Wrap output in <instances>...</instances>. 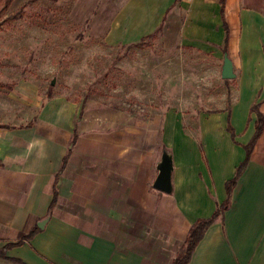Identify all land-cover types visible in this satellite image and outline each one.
I'll use <instances>...</instances> for the list:
<instances>
[{"label": "crops", "instance_id": "crops-1", "mask_svg": "<svg viewBox=\"0 0 264 264\" xmlns=\"http://www.w3.org/2000/svg\"><path fill=\"white\" fill-rule=\"evenodd\" d=\"M219 1L84 0L81 10L84 18L92 12L91 28L107 41L134 44L163 28L176 9L178 18L184 14L182 47L200 49L199 43L223 39L239 64L236 71L254 74L243 88L264 91V0H225L223 16ZM259 97L255 104L264 119V93ZM227 114L223 128L209 125L203 146L180 139L168 193L153 188L162 155L153 121L122 116L115 131L87 134L73 144L67 130H0V249L36 228L6 257L26 264H172L191 225L226 199L225 184L253 135L256 118L246 131L241 121L240 140L229 113L232 139ZM0 264L13 263L0 258ZM187 264H264V125L228 206Z\"/></svg>", "mask_w": 264, "mask_h": 264}, {"label": "rangeland", "instance_id": "rangeland-1", "mask_svg": "<svg viewBox=\"0 0 264 264\" xmlns=\"http://www.w3.org/2000/svg\"><path fill=\"white\" fill-rule=\"evenodd\" d=\"M83 1L11 0L0 12L1 131L36 126L78 139L115 131L122 116L153 121L161 158L167 156L171 168L180 139L203 146L209 125L223 128L227 113L242 140L241 121L243 129L253 122L252 107L264 91L243 88L254 74L236 71L223 39L182 47L184 14L178 18L174 9L156 36L136 47L113 43L91 28L92 12L84 18Z\"/></svg>", "mask_w": 264, "mask_h": 264}, {"label": "trees", "instance_id": "trees-1", "mask_svg": "<svg viewBox=\"0 0 264 264\" xmlns=\"http://www.w3.org/2000/svg\"><path fill=\"white\" fill-rule=\"evenodd\" d=\"M10 2H11V0H1L0 12L5 11L6 8L9 6ZM224 2H225V0L219 1L220 6H221V8H220V15L221 16H223ZM15 14L16 13H14L13 15H15ZM223 26L225 29V43H226L228 41V29H227V26L225 23L223 24ZM160 28H162V24L157 28V30L155 32H153L152 34H150L147 37L151 38V37L156 36L157 32L159 31ZM143 39H141V41H143ZM130 46L136 47L137 45L131 44ZM252 111H255V114H256V120L254 122V132H253V135L251 136L249 142L243 146L244 151H245L244 159L236 167L233 178L228 180L225 184L226 199L217 207V209L209 217L200 218V219L196 220L191 225V227L188 230L187 236L183 242V245L179 249V252L177 253L176 257L174 258L172 264H187L189 262L192 252L194 251L198 242L203 237L207 228L213 223L214 220H216L218 217H220L223 214L224 209L228 206L229 197H230L232 188L236 184L237 179L242 174V172H243V170H244V168H245V166L249 160L251 149H252L255 141L257 140V138L259 137V135L261 134L262 129H263L264 119H263V116L258 112L257 105L252 107ZM225 130L227 131L229 136L233 139L234 138V130L229 123V113L227 114V124H226ZM75 139H76V135L73 134L71 144H73L75 142ZM67 158H68V155H66L64 157L62 164H61V168L64 167ZM55 199H56V191L53 190V196H52V200H51L49 208L52 207V205L55 202ZM35 232H36V228L32 229L30 231V233H28L27 235L21 236L16 242L6 244L3 248L0 249V258L8 260V261L12 262L13 264H26L25 262H23L20 259L6 257L5 253L7 250H9L11 248L21 246L25 241L29 240L35 234Z\"/></svg>", "mask_w": 264, "mask_h": 264}, {"label": "water", "instance_id": "water-1", "mask_svg": "<svg viewBox=\"0 0 264 264\" xmlns=\"http://www.w3.org/2000/svg\"><path fill=\"white\" fill-rule=\"evenodd\" d=\"M229 72H230L229 66H226V68L223 71V77L228 78L230 76ZM157 170H158V175L153 184V188L164 193L170 192L171 189L170 175L172 168H171L170 159L167 156H162L161 161L157 167ZM44 224H45V220L40 221L39 223H37V227L39 229H42Z\"/></svg>", "mask_w": 264, "mask_h": 264}]
</instances>
